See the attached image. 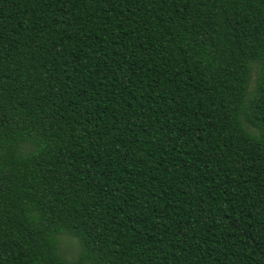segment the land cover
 Masks as SVG:
<instances>
[{"label": "trees", "instance_id": "obj_1", "mask_svg": "<svg viewBox=\"0 0 264 264\" xmlns=\"http://www.w3.org/2000/svg\"><path fill=\"white\" fill-rule=\"evenodd\" d=\"M0 264H264V0H0Z\"/></svg>", "mask_w": 264, "mask_h": 264}, {"label": "rangeland", "instance_id": "obj_2", "mask_svg": "<svg viewBox=\"0 0 264 264\" xmlns=\"http://www.w3.org/2000/svg\"><path fill=\"white\" fill-rule=\"evenodd\" d=\"M61 250L62 253L66 256V258L69 260H77L79 258L80 246L76 239L63 236L61 238Z\"/></svg>", "mask_w": 264, "mask_h": 264}]
</instances>
